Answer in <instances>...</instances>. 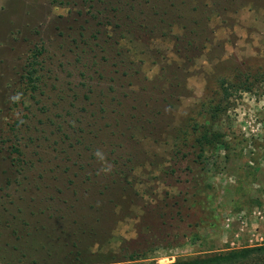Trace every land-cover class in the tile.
Listing matches in <instances>:
<instances>
[{
	"label": "rangeland",
	"instance_id": "1",
	"mask_svg": "<svg viewBox=\"0 0 264 264\" xmlns=\"http://www.w3.org/2000/svg\"><path fill=\"white\" fill-rule=\"evenodd\" d=\"M260 65L264 0H0V264L264 246V82L231 100L206 212L154 219L186 186L165 175L176 129L217 75Z\"/></svg>",
	"mask_w": 264,
	"mask_h": 264
},
{
	"label": "trees",
	"instance_id": "2",
	"mask_svg": "<svg viewBox=\"0 0 264 264\" xmlns=\"http://www.w3.org/2000/svg\"><path fill=\"white\" fill-rule=\"evenodd\" d=\"M36 57V56H35ZM30 74V73H29ZM213 82V83H212ZM208 87L209 92L203 100L192 110L188 118L176 129L175 138L177 143L172 154V162L165 170V175L174 178L177 184L185 186V190L178 191V198L170 202L169 212L155 213L156 224L164 225L166 218L183 220V212L191 207V211L206 212L208 205V189L210 188L209 173L214 165V153L219 148H226L222 124L232 104V99L241 92H250L257 83L264 82V65L236 70L235 73L219 74ZM210 165V166H209ZM185 176V177H184ZM191 188L190 196L189 189ZM206 205H205V204ZM142 219V220H141ZM140 223H144L141 217ZM153 225V224H152ZM158 225V226H159ZM191 227H200V222L189 224ZM153 230H156L157 226ZM191 228L190 233L182 234V240L178 235L172 241H166L165 247H179L185 242L194 244L201 240L197 230ZM150 230V229H149ZM169 235V234H168ZM173 241H176L173 243ZM156 247L150 249H131L124 251L121 258L111 259L101 264H130L134 261H143L140 264H154L148 261ZM264 255V246L249 247L242 250L230 251L213 255L195 256L187 260H179L171 264H252L248 263L254 255Z\"/></svg>",
	"mask_w": 264,
	"mask_h": 264
}]
</instances>
